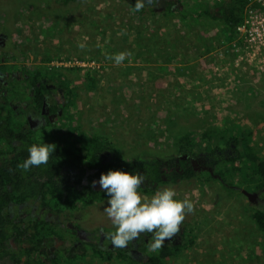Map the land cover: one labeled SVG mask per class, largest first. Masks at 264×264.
I'll list each match as a JSON object with an SVG mask.
<instances>
[{"label":"flooded vegetation","instance_id":"flooded-vegetation-1","mask_svg":"<svg viewBox=\"0 0 264 264\" xmlns=\"http://www.w3.org/2000/svg\"><path fill=\"white\" fill-rule=\"evenodd\" d=\"M89 1L0 0V253H3L0 264H24L28 257H40L52 263L76 260L81 264L91 261L128 264L113 255L107 259L110 251L116 255L124 253L140 263L157 256L165 258L166 264L188 248L173 256H169L170 251L191 239L192 245L195 244L203 217L212 216L213 201L202 209L194 194H190L194 212L186 216L180 234L166 240L158 253L148 251L151 234H142L127 248L114 247L108 233L114 232L115 227L104 211L109 197L99 183L92 186L93 181L98 182L109 171L143 174L146 179L138 191L149 198L166 188L174 189L177 194L190 193L204 184L214 190V182L219 184L218 199L222 195L230 198L233 191L247 198L242 191L245 186L226 182L218 172L219 162L229 161L234 155V144L215 147V153L190 154L178 150V155L169 158H143L126 153L116 140L89 139L96 133H91L86 121L84 103L79 106L78 82L85 83L90 70L66 64L74 63L73 58L56 59L62 55L57 53L66 51L61 40L70 43L73 50H86L79 47L85 44L79 30L81 36L86 34L88 12L85 10ZM116 2L132 12L129 22L136 24L184 9V3L179 0H147L141 11H135L136 0ZM221 4H210V10L219 12ZM234 41L227 43L226 56L216 49L209 54L227 59L236 74L259 65L239 58ZM261 58L264 59V54L259 50L257 59ZM80 68L85 75L77 82L71 72ZM58 74H62L66 86L56 83ZM73 84L76 85L75 107L67 102L64 91ZM74 113L76 116L71 119ZM44 143L56 145L47 164L28 171L18 168L28 158V149L33 144ZM135 157L140 158L139 164L128 162ZM186 160L193 169L191 178L182 164ZM208 175L211 179L206 180ZM179 184H183L180 189ZM250 191L257 195L253 202L247 198L248 202L257 207L264 205L261 197L264 189Z\"/></svg>","mask_w":264,"mask_h":264},{"label":"rangeland","instance_id":"rangeland-1","mask_svg":"<svg viewBox=\"0 0 264 264\" xmlns=\"http://www.w3.org/2000/svg\"><path fill=\"white\" fill-rule=\"evenodd\" d=\"M124 7L116 0H90L86 34L81 36L79 30L86 50H73L60 39L66 51L57 54L65 60L84 57L100 65L88 68L97 79L93 90L78 82L85 75L82 68L71 72L91 133L116 140L131 156L169 158L178 155L185 134L197 133L204 144L202 133L207 129L228 130L234 125L254 131L252 145L264 157V64L236 74L221 55L194 56L190 49L196 31H209L208 45L226 56L227 44L219 46L217 39L223 20H185L174 14L136 24L129 22L133 14ZM120 52L132 55L120 65L107 58ZM197 187L176 197L189 199L194 194L202 209L213 201L212 216L203 217L195 244L166 264H264V234L251 216L253 204L238 191L218 199L217 182L214 190L204 184Z\"/></svg>","mask_w":264,"mask_h":264},{"label":"trees","instance_id":"trees-1","mask_svg":"<svg viewBox=\"0 0 264 264\" xmlns=\"http://www.w3.org/2000/svg\"><path fill=\"white\" fill-rule=\"evenodd\" d=\"M181 4L184 3V9L182 11H171V13L178 14L183 19H189V17H193L195 20H200L204 17L208 18H219L222 19L225 26L222 29V32L218 35L217 39L219 40V46H223L224 44L229 43L233 39H235L238 35L237 26L244 20V8L249 0H220L222 2H215V0H179ZM221 4L220 11H211L210 4ZM170 6V5H169ZM219 15V16H218ZM165 16V13H164ZM98 22L94 26H96ZM143 24V23H141ZM205 31L204 34L201 31L195 32V41L191 42L190 49L194 53V56H199L202 53H210L211 50H214L211 45H208L210 41L208 32ZM193 35V32H190ZM188 33V34H190ZM207 34V35H205ZM192 35L189 37L191 38ZM204 48V49H203ZM235 54V53H234ZM65 58L62 55L56 57V59ZM84 58V57H81ZM52 59V58H49ZM253 70V69H252ZM62 74L57 75L56 83L61 86H66L65 82L62 80ZM97 79L95 76L88 71L85 77V84L89 86L91 90L96 88ZM75 89L76 85L73 84L67 86L64 91L66 92L67 102L74 105L75 97ZM68 104V103H67ZM75 107V106H73ZM76 114H72L70 116L71 119L75 118ZM70 122V121H68ZM74 124L76 120L72 121ZM67 123V121H66ZM218 129L209 128L205 132L202 133V138L205 140V143H201V139L197 138V133H194V137L191 134H185L182 136L178 143L179 152L185 153H204V151H213L215 153V147H220V144L231 145L234 144V155L230 158L229 161H223L221 164L219 162L218 172L224 178V180L228 183L236 184L238 182L239 185L245 186L246 188L251 189H264V157L257 153L252 145V136L254 135V131L244 128V127H235L231 125L227 128ZM90 140H105L110 141L111 139L104 135H95L90 136ZM139 157L132 158L128 160L129 163H137L139 164ZM124 163H127L122 158ZM183 166L186 168L188 172L187 177L191 178V174L193 173V169L189 160L182 161ZM187 166V167H186ZM211 179V175H208L206 180ZM205 180V179H203ZM231 188V187H230ZM231 190V189H229ZM232 191V190H231ZM251 216L256 222L261 233L264 234V205H260L257 207L253 205V210L251 211ZM193 244V239L186 241L182 246L177 247V249L169 252V256L177 255L179 250L183 248H189ZM112 255L115 256L118 260H125L128 264H164L165 258L153 257L148 261H144L142 263L136 262L135 260L130 259L129 256L124 253H119L116 255L113 252H108L106 254L107 259H112ZM0 257H3V253H0ZM81 261L77 262L76 260L65 261L64 263H52L50 260L42 259L40 257L33 258L28 257L24 264H81ZM3 264V263H2ZM6 264V263H5Z\"/></svg>","mask_w":264,"mask_h":264},{"label":"clouds","instance_id":"clouds-1","mask_svg":"<svg viewBox=\"0 0 264 264\" xmlns=\"http://www.w3.org/2000/svg\"><path fill=\"white\" fill-rule=\"evenodd\" d=\"M147 0H136L135 11H141ZM79 47L84 48V44ZM132 54L120 52L107 57L116 65L122 64ZM55 144H33L29 156L18 168L28 171L49 162L55 151ZM143 174H132L123 171H109L102 174L99 181H93L95 187L99 183L103 192L109 197L104 211L110 219L115 231L108 233V238L116 248H127L142 234H151L148 251L158 253L165 245L181 232L186 216L193 213L195 205L190 199H175L177 193L172 188L157 191L152 197L143 196L138 190L145 182Z\"/></svg>","mask_w":264,"mask_h":264},{"label":"built area","instance_id":"built-area-1","mask_svg":"<svg viewBox=\"0 0 264 264\" xmlns=\"http://www.w3.org/2000/svg\"><path fill=\"white\" fill-rule=\"evenodd\" d=\"M237 37L234 43L237 46L239 58H244L246 63L264 64V59H257L259 50L264 54V0H249L244 8V20L237 26ZM80 67L95 68L100 65L95 61H76ZM255 64V63H254Z\"/></svg>","mask_w":264,"mask_h":264},{"label":"water","instance_id":"water-1","mask_svg":"<svg viewBox=\"0 0 264 264\" xmlns=\"http://www.w3.org/2000/svg\"><path fill=\"white\" fill-rule=\"evenodd\" d=\"M242 191H243V193L247 196V198H248L251 202L254 201L253 197L257 195L256 193H254V192H250V191H248V190H246V189H243Z\"/></svg>","mask_w":264,"mask_h":264}]
</instances>
